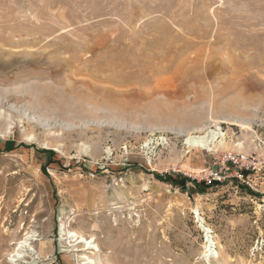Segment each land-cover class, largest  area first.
<instances>
[{
    "label": "rangeland",
    "instance_id": "obj_1",
    "mask_svg": "<svg viewBox=\"0 0 264 264\" xmlns=\"http://www.w3.org/2000/svg\"><path fill=\"white\" fill-rule=\"evenodd\" d=\"M228 151L244 181L154 175ZM67 230L103 263L264 264V0H0V264H81Z\"/></svg>",
    "mask_w": 264,
    "mask_h": 264
},
{
    "label": "bare ground",
    "instance_id": "obj_2",
    "mask_svg": "<svg viewBox=\"0 0 264 264\" xmlns=\"http://www.w3.org/2000/svg\"><path fill=\"white\" fill-rule=\"evenodd\" d=\"M209 134H211V136ZM219 134L221 137H223V135H224L222 132ZM214 137H215V133L210 131L207 135H202V136H198V137H195V136L191 137L190 136L186 139V143L190 147H192V146L193 147L200 146L202 148L203 147H209L210 143L211 144L213 143L212 141L214 140ZM63 227H64V225H63ZM77 233L78 232L75 233L73 231L67 230L66 231V237L71 238L74 241V243L71 241L72 242L71 245L76 248L75 251L81 252V254L79 255L80 259L83 261L81 264H111L109 262L103 263V261L99 257V248L95 245V243H93L94 240H92V239L88 240V239L84 238L82 235L77 236ZM26 237L28 238L29 236H26ZM209 241H210L209 236L206 235V243ZM16 245H17L16 246L17 254L15 255L14 261H17V260L22 258L21 254H20V253H22V251H27V252L30 251L31 253H34L33 248H30L29 246H27V244L25 243V240L17 242ZM210 247L207 248V245H205L206 249L204 251V255L207 254L206 252H208L210 250ZM77 259H79V258L77 257Z\"/></svg>",
    "mask_w": 264,
    "mask_h": 264
},
{
    "label": "built area",
    "instance_id": "obj_3",
    "mask_svg": "<svg viewBox=\"0 0 264 264\" xmlns=\"http://www.w3.org/2000/svg\"><path fill=\"white\" fill-rule=\"evenodd\" d=\"M249 156L245 153H236L234 151H228L226 156L222 160V166L218 170L211 171L207 174L203 181L206 183H210L211 181H222L226 179L225 174L226 171L229 170L231 166H235L238 168L235 172L237 177L244 181V176L249 173V169L251 168V164L249 163ZM243 171H247V174H244ZM222 183V182H220Z\"/></svg>",
    "mask_w": 264,
    "mask_h": 264
},
{
    "label": "trees",
    "instance_id": "obj_4",
    "mask_svg": "<svg viewBox=\"0 0 264 264\" xmlns=\"http://www.w3.org/2000/svg\"><path fill=\"white\" fill-rule=\"evenodd\" d=\"M244 174H247V171H243ZM157 180H160L162 182H165L167 184H170L172 186H175L177 188H180L183 190V192L187 193L188 195H191L193 192L196 193H205L207 189L211 187H216L220 182L218 181H211L210 183H206L205 181H197L195 179H192L185 174L178 173V174H157L154 173ZM188 184H192L193 188H190ZM249 190V189H248ZM250 194L255 195L251 190H249Z\"/></svg>",
    "mask_w": 264,
    "mask_h": 264
}]
</instances>
